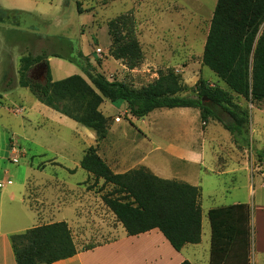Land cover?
<instances>
[{
	"label": "rangeland",
	"instance_id": "1",
	"mask_svg": "<svg viewBox=\"0 0 264 264\" xmlns=\"http://www.w3.org/2000/svg\"><path fill=\"white\" fill-rule=\"evenodd\" d=\"M216 2L0 0V212L5 226L33 223L23 201L40 217L41 212L58 208L73 183L70 193L77 214L82 215L72 226L76 243L87 247L114 237L120 222L102 201L111 186L79 169L89 146L96 147L112 169L143 166L181 181H193L203 173L204 189L229 191L216 194L215 200L244 198L252 208L263 204L264 159L258 152L264 150V100L236 93L202 62ZM116 19L121 24L119 33L138 42L142 57L133 68L111 54L109 23ZM79 52L88 57L95 72L135 88L171 69L181 78L182 95L196 96L198 86L220 89L244 124L238 134H232L212 117L202 121L197 108H156L134 117L125 103L104 100L99 108L108 129L105 139L97 142L92 129L42 104L28 88L18 85L21 56L44 53L52 79L58 80L72 74L84 76ZM31 75L42 82L43 67ZM193 111L197 119L190 114ZM223 117L230 121L228 115ZM171 144L203 154L200 164L206 168L173 158L178 156L168 152ZM253 238L249 264H256Z\"/></svg>",
	"mask_w": 264,
	"mask_h": 264
},
{
	"label": "trees",
	"instance_id": "2",
	"mask_svg": "<svg viewBox=\"0 0 264 264\" xmlns=\"http://www.w3.org/2000/svg\"><path fill=\"white\" fill-rule=\"evenodd\" d=\"M119 19L109 23L111 54L125 59L133 68L141 52L131 36H122ZM81 70L84 76L72 74L53 80L45 54H25L19 59L18 85L26 87L42 104L94 131L96 141L105 139L107 118L100 111L104 100L125 103L134 117H143L156 108L191 107L200 111L202 121L212 117L232 134H238L244 118L229 108L227 94L217 88L198 86L197 95H182L180 76L168 69L154 81L135 88L120 80H109L95 72L87 56ZM202 62L216 73L233 91L264 100V0H217L204 43ZM43 67L44 80L31 72ZM223 115H228L226 121ZM264 159V150L258 152ZM80 167L103 179L111 190L102 201L122 224L128 235L157 228L176 250L185 244L198 243L201 235L200 188L188 182L159 177L143 166L125 172L112 171L89 146L80 160ZM211 225V247L234 254H211L210 264H249L248 204H232L212 208L208 212ZM17 264H49L77 252L65 221L41 224L10 234ZM243 249V254L237 253ZM180 264H192L183 261Z\"/></svg>",
	"mask_w": 264,
	"mask_h": 264
},
{
	"label": "crops",
	"instance_id": "3",
	"mask_svg": "<svg viewBox=\"0 0 264 264\" xmlns=\"http://www.w3.org/2000/svg\"><path fill=\"white\" fill-rule=\"evenodd\" d=\"M8 11L9 13H11L10 10ZM180 108H184L185 110L189 107ZM193 112L194 113L190 114L192 115V117L197 119V112ZM220 145L221 143L219 142V146ZM168 152L178 156L180 159L178 157L176 158L175 156L172 157L180 161H184L186 159V161H194V163H197L198 165H202L200 163H203L204 161L203 154L194 152L187 148H177L175 144H171L169 146ZM200 167L206 168L203 165ZM112 170L115 172L127 171H118L116 168H113ZM155 174L158 175L157 173ZM211 174L214 175V173ZM158 176L170 179L166 175ZM182 181L188 182L200 188L199 202L201 207V235L200 241L198 243H188L185 244L180 250H176L168 241V239L163 235V233L157 228H153L136 235H128L122 224L119 223L114 237L106 241L98 242L91 246L82 247L81 245H78L76 243L72 231V226H76L78 224V221L81 219L82 215L77 214V211L75 209L73 196L70 193L73 183L70 182L72 186H68L66 188V201L62 204H58V208L56 209H49L41 212L43 213V216L41 217L40 213L36 212V210H34L28 204V202H22L23 204H25V209H27V211L30 213H28L27 216H32L33 223H31V225H26L21 228H10L8 226H5L0 212V264H17L10 241V234L21 232L25 229L41 224H49L59 221H65L68 224L77 252L70 257L60 259L49 264H180L183 261H188L192 264H210L211 254H234L235 252L231 253L229 252V249L221 250L219 248V250L217 249L212 253V231L208 217L209 210L216 207H224L241 203L248 204L250 208L248 254H250L251 241L254 237L253 251L255 254L256 264H264V202L263 204H259L258 206H254L252 208L250 201L244 198L235 199L232 201H225L223 198V200H215L216 194H229V191L224 187L218 189L219 192L216 191V189H204L205 183L203 173L197 174L193 181H191L190 179H182ZM248 193H250V190L248 191ZM111 215L112 218L115 217L113 213ZM242 251V248H237L238 254H243Z\"/></svg>",
	"mask_w": 264,
	"mask_h": 264
}]
</instances>
